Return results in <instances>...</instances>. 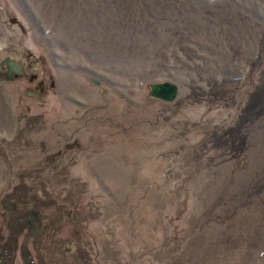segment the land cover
Returning a JSON list of instances; mask_svg holds the SVG:
<instances>
[{
    "label": "rangeland",
    "instance_id": "1",
    "mask_svg": "<svg viewBox=\"0 0 264 264\" xmlns=\"http://www.w3.org/2000/svg\"><path fill=\"white\" fill-rule=\"evenodd\" d=\"M15 190L33 264H264V0H0Z\"/></svg>",
    "mask_w": 264,
    "mask_h": 264
},
{
    "label": "flooded vegetation",
    "instance_id": "2",
    "mask_svg": "<svg viewBox=\"0 0 264 264\" xmlns=\"http://www.w3.org/2000/svg\"><path fill=\"white\" fill-rule=\"evenodd\" d=\"M21 195L22 193L18 194V191L15 190L6 194L1 199V204L6 212L4 223L9 235L6 236L4 242L0 240V264H13L12 260L15 250H17L20 256L21 264H33L27 253L25 240H20L17 244L16 237L20 234L22 229H26L28 236L31 237L29 245L32 250L36 251L37 240L35 238L40 234V224L35 214L19 213V211L16 210L17 203L22 198Z\"/></svg>",
    "mask_w": 264,
    "mask_h": 264
},
{
    "label": "water",
    "instance_id": "3",
    "mask_svg": "<svg viewBox=\"0 0 264 264\" xmlns=\"http://www.w3.org/2000/svg\"><path fill=\"white\" fill-rule=\"evenodd\" d=\"M7 64L12 69L16 70V64L11 63L10 61H8ZM89 81L95 84L97 83V81L91 78H89ZM175 92L176 87L170 82L162 81L148 84V95L162 100L170 101L171 99H173Z\"/></svg>",
    "mask_w": 264,
    "mask_h": 264
}]
</instances>
